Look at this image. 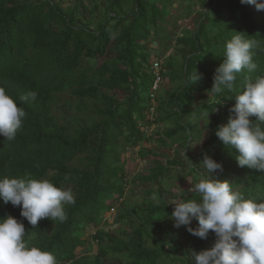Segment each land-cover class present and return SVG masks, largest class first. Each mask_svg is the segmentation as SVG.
Instances as JSON below:
<instances>
[{"label": "trees", "instance_id": "1", "mask_svg": "<svg viewBox=\"0 0 264 264\" xmlns=\"http://www.w3.org/2000/svg\"><path fill=\"white\" fill-rule=\"evenodd\" d=\"M177 1L100 0L86 7L81 0H0V86L14 98L37 93L34 101L17 100L27 116L16 139L0 136V178L49 179L75 196L74 204L64 205L65 222L44 218L33 228L20 207L2 200L0 217L12 215L27 233L36 232L28 242L55 254L58 264H191L192 250L211 248L213 232L201 239L166 217L174 207L164 199L162 182L177 167L229 180L246 198L264 202V170L239 167L238 151L215 135L228 123L241 81L264 76V10L241 0H202L205 10L197 12L194 27L183 30L176 56L161 67L168 88L160 82L154 89L151 37L163 31ZM237 32L259 42L253 49L258 67L239 73L233 92L208 94L224 45ZM195 70L201 78L189 84ZM152 101L159 115L150 121ZM156 120L172 124L157 141L175 147V156L140 150L152 166L134 181L158 189L144 190L145 201L131 205L123 155L147 141L142 126ZM205 154L223 170L209 173L201 164ZM186 195L192 198L184 191L182 200ZM117 208L116 222H128L130 233L105 228L106 214ZM91 226L97 227L93 239L99 247L87 255L79 249L87 247Z\"/></svg>", "mask_w": 264, "mask_h": 264}, {"label": "clouds", "instance_id": "2", "mask_svg": "<svg viewBox=\"0 0 264 264\" xmlns=\"http://www.w3.org/2000/svg\"><path fill=\"white\" fill-rule=\"evenodd\" d=\"M241 3L264 10V0H241ZM260 47L257 40L239 33L227 40L223 62L215 69L208 94L221 96L226 91L233 92L239 73L257 69L253 49ZM200 78L201 74L195 70L189 84ZM240 86L236 103L229 109L228 123L218 126L215 135L226 148L238 151L239 167L264 170V76L255 80L245 78ZM36 96L35 91H30L14 98L0 86V136L5 140L16 139L27 116L17 100L26 103L34 101ZM250 116H255L256 121H251ZM201 164L209 173L223 170V165L207 154ZM187 192L192 198L186 195L179 202L173 201L175 206L166 217L173 221L175 228L184 226L201 239H206L210 231L216 236L211 248L190 252L191 264H264V202L246 198L233 189L229 180L203 174L191 182ZM152 199L160 203L156 195ZM0 200L20 207V215L36 228L44 218L65 222L68 217L64 205L74 204L75 196L70 189L57 186L49 179L4 177L0 178ZM193 219L198 221V227L191 226ZM36 236V232L27 233L16 217H0V264H58L55 254L28 242Z\"/></svg>", "mask_w": 264, "mask_h": 264}, {"label": "rangeland", "instance_id": "3", "mask_svg": "<svg viewBox=\"0 0 264 264\" xmlns=\"http://www.w3.org/2000/svg\"><path fill=\"white\" fill-rule=\"evenodd\" d=\"M84 6L89 7L94 3L100 2V0H81ZM205 10V6L202 3V0H178L175 5L172 7L171 15L168 18L167 23L163 27V31L159 36L151 37V55L152 63L155 70L160 71L163 64L170 56H176L178 50L177 40L181 37L183 30L189 27H194V20L197 16V12ZM88 12V11H86ZM159 65L156 67L155 64ZM160 84V83H159ZM159 86V85H158ZM161 88H168L167 84L161 82ZM160 88V89H161ZM154 105V110L151 109L149 120L153 118L157 119L159 112L155 110L156 102L152 101ZM151 102V103H152ZM152 117V118H151ZM146 122L143 124L142 129L147 131L148 139L140 143L137 146L129 147L128 150L123 155V160L125 162L126 174L128 185L126 187V200L131 205L142 203L145 201L146 194L144 190L151 188L158 189L157 186L151 184H144L141 182H135L136 177L143 174L144 170L152 166V159L143 160L139 156L140 150L143 148L146 150L155 151L157 154L161 153L165 159H170L175 156V147L169 149V147L162 146L158 141V135L160 132L167 129L168 126L171 127L172 124H160L157 120ZM164 133V132H162ZM161 133V134H162ZM199 150L196 152L199 154ZM181 154H185V151L182 150ZM196 155V154H195ZM200 177L193 175L188 168L177 167L173 172L172 177L166 178L162 182L163 195L164 199L170 206L174 207L173 201L179 202L182 200V193L187 191L191 187V182H196ZM118 210H112L106 214L105 225L106 229L109 227L118 230L121 235L130 233V227L128 222L122 221L121 223L116 222V217L118 215ZM195 222L191 221V226H194ZM97 227L91 226L88 229V233L85 238L88 240L87 247L80 248L79 250L83 254H93L98 251V242L93 239L94 234L96 233ZM79 251V252H80Z\"/></svg>", "mask_w": 264, "mask_h": 264}, {"label": "built area", "instance_id": "4", "mask_svg": "<svg viewBox=\"0 0 264 264\" xmlns=\"http://www.w3.org/2000/svg\"><path fill=\"white\" fill-rule=\"evenodd\" d=\"M159 64L156 63L155 66L157 67ZM155 75H156V80H155V84H154V89H157L159 83L161 82V75H160V71L155 70ZM154 110V109H152Z\"/></svg>", "mask_w": 264, "mask_h": 264}]
</instances>
